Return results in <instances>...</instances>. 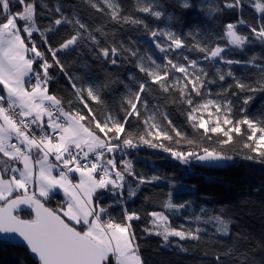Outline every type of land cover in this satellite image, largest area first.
<instances>
[{
  "label": "snow or ice",
  "instance_id": "obj_1",
  "mask_svg": "<svg viewBox=\"0 0 264 264\" xmlns=\"http://www.w3.org/2000/svg\"><path fill=\"white\" fill-rule=\"evenodd\" d=\"M12 3L19 4L20 10L11 12ZM85 3L97 11H104L106 6L111 10L108 15L116 23L143 25L156 49L164 54L166 62L160 64L151 55H139L138 49L126 47L122 42L119 46H100L89 25L75 12L65 14L59 5L54 9H48L47 4L42 5L48 9L49 15L52 12L58 15L41 29L36 21L37 0H0V233L19 237L37 264H144L140 244L132 228V222L140 220L141 213L129 211L124 196L127 190V199L136 197L141 186L158 181L160 177L137 174L128 158V150L141 146L158 148L183 164L196 160L219 165L235 159L216 148L200 146L197 152L173 147L182 142L194 145L196 141L188 139L173 124L167 112L161 111L158 105H150L148 95L153 90L152 85L169 94L171 103L188 106L185 114L194 129H203L204 135L222 133L225 139L219 144L233 142V133L246 135L243 147L248 154L243 159L264 163V119L248 115L234 119L231 100L205 98L212 95L207 84L217 83V79L211 78L200 62L214 64L219 60L229 66L226 72L215 68V77L219 81H225L226 77H232L234 81L217 96L230 92L234 87L238 91L232 94L246 93L242 103L248 105L255 98L254 94L264 93V63H257L264 57L253 55L240 60L228 58L226 54L232 50L243 52L254 41L264 44V0H223L222 6H213V13H222L226 9L242 13L245 5H250L260 17L255 23L243 16L234 23H227L223 33L217 37L224 43L212 44L200 41L189 44L177 32L149 29L143 19L121 15L118 0H85ZM179 6L184 9L193 7L189 0H182ZM136 10L156 19L165 16L159 0L143 3L137 0ZM167 18L172 19L171 16ZM64 25L70 26L72 31L54 46L50 43L49 33ZM241 26H245L248 32L238 31ZM94 31L103 30L97 27ZM34 33L40 36L43 49L38 47ZM188 35L193 36V33L188 32ZM85 41H90L98 49L97 58L112 65L119 64L121 56L126 61L136 58L135 67L146 79L129 73V83L118 77L113 79L110 75L100 83H77L82 81L81 77L69 76L76 99L86 112L80 109L66 111L62 99L49 91L50 81L54 79L50 70L57 68L67 75L58 54L69 53ZM185 50L203 55L200 59H190L184 54ZM172 52H177L180 58H172ZM232 65H251L258 69L256 80L248 83L238 78ZM177 73L181 75L177 76ZM117 83L126 89L119 105L122 117L108 110L102 98L104 90ZM174 90L179 93V100L171 99ZM194 97H200L201 101L194 103ZM91 102L104 106L105 110L99 117L90 106ZM68 104L71 107L72 101ZM240 111L246 113L247 109L242 107ZM204 113L208 115L207 120ZM131 120L139 122L138 131L128 127ZM132 181L136 183L135 187ZM59 193L63 199L57 207H46L49 199ZM106 194L113 197L107 205L102 203ZM190 203H176L168 193L161 205L164 211L145 214L149 218V226L144 227L143 232L161 237L164 246L171 244L172 237L180 241L202 240L206 229L200 227V223L213 224L215 233L220 236L231 234L232 221L220 214L186 217L196 222L195 228L184 224L173 226L167 213L178 214ZM114 204L123 207L120 222L109 213ZM24 212H29L30 218H22ZM200 213H206V209L201 208ZM236 237L237 241L242 238L239 233ZM177 247L183 252L188 251L179 243ZM222 256L236 259L237 264H255L247 254L237 256L236 241L215 255L217 264H221Z\"/></svg>",
  "mask_w": 264,
  "mask_h": 264
},
{
  "label": "trees",
  "instance_id": "obj_2",
  "mask_svg": "<svg viewBox=\"0 0 264 264\" xmlns=\"http://www.w3.org/2000/svg\"><path fill=\"white\" fill-rule=\"evenodd\" d=\"M141 2H146V0H141ZM189 2L193 7L184 9L179 6L182 0H159V3L163 5L165 16L156 19L150 14L137 11V0H118L122 8L121 15L143 19L149 29L177 32L189 44H195L197 41L210 44L224 43V41L217 39L223 33L224 25L236 22L240 16L253 23L260 17V14L256 13L250 5H245L242 13L227 9L222 13H213L212 7L216 4L222 6L223 0H189ZM43 4H47L48 9H54L55 6L59 5L68 15L75 12L84 23L89 25V29L93 30V34L100 41V46L110 47L112 44L119 46L122 42L126 47L138 49L139 55H151L154 59L157 57L156 59L162 60V64L166 62L164 54L156 49L148 34V29H145L143 25L137 26L112 21L108 15L111 10L107 9L106 6L104 11H97L85 3V0H37L36 21L41 29L48 26L51 19L58 15L54 12L49 15L48 9L42 7ZM19 10L20 5L16 4L14 13ZM41 13L44 14L41 15ZM168 16H171L172 19L169 20ZM0 18L2 19V14H0ZM97 27L102 28L103 31L95 32L94 29ZM71 31L70 26L64 25L56 32L49 33L50 43L54 46L57 45ZM238 31L247 33L248 29L241 26ZM188 32H192L193 36H189ZM33 38L38 47L43 49L40 36L34 33ZM184 54L188 55L190 59H200L203 55L187 50L184 51ZM226 54L228 58L240 60H247L253 55L264 57V44L254 41L247 45L243 52L232 50ZM58 55L65 66L67 75L57 68L51 69L50 73L54 79L50 85H52L51 90L62 99L63 106L68 111L80 109L82 112H86L77 101L72 86L67 94L68 97L61 95L62 93L58 90V85L55 82L60 81L62 76H66L67 80H69V76L81 77L82 81H76L77 83H100L104 82L109 75L113 79L118 77L125 83H129V73L146 79L144 74L139 73L135 67L136 58H130L126 61L121 56L119 64L112 65L107 60L97 58L98 49L90 41H85L69 53L61 52ZM170 56L176 59L180 58L177 52L170 53ZM181 62L183 61L181 60ZM200 62L208 70L209 76L217 79V83L207 84L212 95L210 97L206 95L205 98L219 101L231 100L234 106L232 113L234 119H240L244 115L264 119V93L254 94L255 98L248 105L242 103L246 93L232 94L238 91L234 87L230 92L217 96V93L223 92L234 81L232 77H226L225 81H219L215 77V68L219 67L226 72L229 66L219 60L215 61L214 64L203 60ZM158 63L161 64V62ZM257 63H264V59L258 60ZM85 64L88 65L87 68L84 67ZM231 68L238 78L248 83H253L256 80L258 69L251 65H232ZM69 81L72 85L73 81ZM152 89L148 95L150 105H158L161 111L167 112L173 124L188 139L196 141L194 145L182 142L180 145H173V147L181 151L195 150L197 152L200 151V146L209 149L216 148L223 150L228 155H233L235 159L226 161L222 165H210L196 160H192L189 164H183L169 153L158 148L141 146L137 149L128 150L130 153L128 158L132 160L137 174L146 177L154 175L160 177L158 181L141 186L136 197L127 199V190L124 196L129 211L135 210L141 213V219L133 221L132 228L140 244V254L144 264H217L215 255L232 246L234 241L237 242V256L244 253L253 258L255 264H264V163L259 162V160L243 159V156L248 154V150L243 147L246 135L237 136L233 133L234 141L227 145H221L219 141L225 139L222 133L204 135L203 129H194L185 114L188 111L186 104L171 103L169 94L160 91L156 85H152ZM125 92L124 85L117 83L110 89L104 90L102 96L107 109L114 114L118 113L121 117L123 113H119V105ZM171 99L179 100V93L174 90L171 93ZM68 101H72L71 107ZM200 101V97H194V103ZM90 106L98 117L105 110L104 106L95 102H91ZM242 107L247 109L246 113L240 111ZM85 123L87 125V122ZM128 127L133 131H138L140 125L138 121L131 120ZM243 127L246 130V126ZM208 136H211V139ZM129 180L131 181V178ZM132 186H136L134 181H132ZM168 193L172 194V199L176 203L191 202L189 207L181 209L178 214L167 213L173 226L184 224L195 228L197 227L196 222L186 219V217H194L197 214H220L225 219L232 221L231 234L227 237L220 236L215 233L213 224L200 223L199 226L206 229L202 233L203 239L200 241H180L178 238L172 237L170 238L171 244L164 246L161 237L146 235L143 228L149 226V218L145 214L151 211H164L161 205L167 199ZM62 199V194H57L52 196L47 204L55 209ZM112 200L113 197L106 194L102 203L107 205ZM201 208L206 209V213H200ZM109 213L116 221H122V205L114 204L109 209ZM22 217L30 218V213L24 212ZM237 233L241 234L242 237L239 241H237ZM245 236L247 239H243ZM177 243L183 245L188 251H181L177 247ZM258 245L262 247H257ZM0 264H37V261L25 245L0 238ZM221 264H237V261L232 257L222 256Z\"/></svg>",
  "mask_w": 264,
  "mask_h": 264
},
{
  "label": "rangeland",
  "instance_id": "obj_3",
  "mask_svg": "<svg viewBox=\"0 0 264 264\" xmlns=\"http://www.w3.org/2000/svg\"><path fill=\"white\" fill-rule=\"evenodd\" d=\"M17 3H14V5H10V9H11V12L14 13V7L16 6ZM19 23V22H18ZM157 58V57H156ZM155 58V59H156ZM157 62H161L162 64V60L160 61V59H156ZM178 76H180L181 74H176ZM68 78L66 76H62V78H60V81L58 82H55L56 85L60 86L61 88V92L62 94L61 95H67L69 93V90L71 88V83L69 80H67ZM50 89V88H49ZM51 93V92H50ZM68 97V95H67ZM65 108V107H64ZM66 111H68L66 108H65ZM204 118L207 120L208 119V115L207 113H204ZM209 125H211V121H209Z\"/></svg>",
  "mask_w": 264,
  "mask_h": 264
},
{
  "label": "water",
  "instance_id": "obj_4",
  "mask_svg": "<svg viewBox=\"0 0 264 264\" xmlns=\"http://www.w3.org/2000/svg\"><path fill=\"white\" fill-rule=\"evenodd\" d=\"M0 19H1V18H0ZM225 162H226V161L220 162L219 165L225 164ZM205 164H207V163H205ZM46 207L51 208L48 204H46ZM22 218H23V217H22ZM24 218H25V217H24ZM0 238H1V239H4V240H7V241H12V242L15 241V242H18V243H21V244L25 245V244L21 241V239H20L19 237L15 236V235L9 236V235H6V234H2V233H0Z\"/></svg>",
  "mask_w": 264,
  "mask_h": 264
},
{
  "label": "crops",
  "instance_id": "obj_5",
  "mask_svg": "<svg viewBox=\"0 0 264 264\" xmlns=\"http://www.w3.org/2000/svg\"><path fill=\"white\" fill-rule=\"evenodd\" d=\"M1 87H2V86H1ZM51 87H52V85H49V88H50L49 91H50L51 93H53V94L56 95V93H55L54 91L51 90ZM58 90L60 91V93H62V92H61V88H60V86H58ZM63 96H64V97H67L66 94L63 95ZM86 126H87V125H86ZM74 179H76V177H74ZM59 194H62V193H59Z\"/></svg>",
  "mask_w": 264,
  "mask_h": 264
},
{
  "label": "built area",
  "instance_id": "obj_6",
  "mask_svg": "<svg viewBox=\"0 0 264 264\" xmlns=\"http://www.w3.org/2000/svg\"><path fill=\"white\" fill-rule=\"evenodd\" d=\"M51 83H52V80L50 81V84H51ZM50 84H49V85H50ZM0 89H2V87H1V86H0Z\"/></svg>",
  "mask_w": 264,
  "mask_h": 264
}]
</instances>
